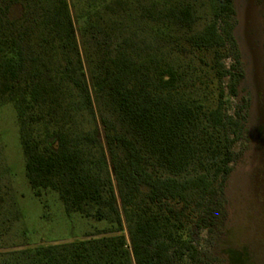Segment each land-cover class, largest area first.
<instances>
[{
    "label": "trees",
    "instance_id": "16d2710c",
    "mask_svg": "<svg viewBox=\"0 0 264 264\" xmlns=\"http://www.w3.org/2000/svg\"><path fill=\"white\" fill-rule=\"evenodd\" d=\"M211 2L194 29L191 0H86L81 47L69 0H0V103L16 108L29 182L113 233L24 249L10 264H170L191 248L204 201L229 183L244 110L224 111L233 69L221 61L235 39L218 22L234 0ZM226 87L239 96L234 79ZM224 242L230 264H264L233 225Z\"/></svg>",
    "mask_w": 264,
    "mask_h": 264
},
{
    "label": "rangeland",
    "instance_id": "374dc122",
    "mask_svg": "<svg viewBox=\"0 0 264 264\" xmlns=\"http://www.w3.org/2000/svg\"><path fill=\"white\" fill-rule=\"evenodd\" d=\"M85 1L69 0L81 47L79 15ZM191 1L197 15L194 29H200L211 19L212 2ZM234 6L235 14L218 22L221 30L228 22L235 39V46L226 45L231 56L221 61L233 69L231 78L222 79L224 111L232 115L237 103L244 106L238 124L231 128L236 130L231 143L233 170L228 185L204 201L199 212L203 226L193 228L191 248L173 251L170 264H230L224 240L231 225L264 254V0H234ZM21 13V5L15 4L10 17L17 19ZM231 79L238 97L226 87ZM214 83L218 87V81ZM111 227L106 220L68 212L54 190L35 194L25 168L16 108L10 101L0 103V264L16 262L24 249L111 235L105 233ZM124 232L130 246L126 227Z\"/></svg>",
    "mask_w": 264,
    "mask_h": 264
}]
</instances>
